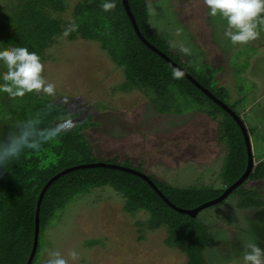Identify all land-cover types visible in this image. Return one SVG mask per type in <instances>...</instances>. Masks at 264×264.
<instances>
[{"label": "rangeland", "instance_id": "obj_1", "mask_svg": "<svg viewBox=\"0 0 264 264\" xmlns=\"http://www.w3.org/2000/svg\"><path fill=\"white\" fill-rule=\"evenodd\" d=\"M79 1L72 3L75 6ZM147 5L153 32L177 60L209 83L243 117L255 160L263 161L264 27L258 28L257 40L234 46L225 35L227 22L220 16L211 17L203 0H147ZM114 14L98 17L94 24L89 22L97 25L96 42L60 38L48 49L44 62V76L56 86L60 100L69 104L66 108L71 112L65 120L72 125L78 121L100 125L86 130L93 143L89 154L95 156H85L86 151L77 161L118 164L147 172L162 186L167 182L180 189L192 187L198 193L196 203L216 199L217 190L226 187L221 177L229 166L233 138L227 124L233 125V117L221 111L216 104L227 110L213 99L198 101L175 88L170 96L145 82L129 81L125 67L110 59L111 54L114 60L119 58V37H127L124 31L131 29L118 20L120 14ZM180 45L189 47L191 55L182 53ZM205 109L211 114L218 112L219 121ZM76 113L78 116L73 117ZM254 182L248 181L246 188ZM257 183L264 195V181ZM94 190L78 187L58 204L62 210L43 228L35 264H46L52 251H60L69 264L187 262L180 248L165 243L166 228H149L145 211L131 216L124 210L122 194L110 187ZM240 195L239 190L233 192L195 218L211 228L214 242L207 251L210 264H244L247 243L264 249V208L240 209ZM72 250L79 254L77 261L68 255Z\"/></svg>", "mask_w": 264, "mask_h": 264}, {"label": "trees", "instance_id": "obj_2", "mask_svg": "<svg viewBox=\"0 0 264 264\" xmlns=\"http://www.w3.org/2000/svg\"><path fill=\"white\" fill-rule=\"evenodd\" d=\"M104 2L105 0H80L74 6L72 0H0V50L10 47H27L29 51L36 52L44 63L47 61V52L60 38L64 37L63 32L71 22H75L78 28L68 35L67 39L96 42L94 39L98 31L97 25L93 26L89 22L92 20L93 23L98 17L101 19L107 15L112 17L114 13V15L120 14L118 20L131 29L129 33L124 31L127 37H119L121 42L119 58L114 60L115 55L109 54V56L117 65L125 67L129 81L132 79L139 83L145 82L159 93L167 91L170 96L173 95L175 88L184 96L194 97L198 101L202 98L212 101L185 74L182 79L173 78L172 70L176 67L141 40L123 0H111L115 2L116 9L110 12H105L101 8ZM129 2L145 38L171 57L217 98L224 101V98L217 95L209 83L202 81L199 75L194 74L177 60L164 41L153 32L150 27L147 0H129ZM82 20L86 23L82 24ZM117 24L119 26V23ZM100 47L106 51L101 44ZM5 71L6 67L0 61V83H3L2 74ZM59 96L57 94L49 97L35 93L16 99L10 98L7 93L0 96V143L7 141L9 134L17 130L19 123L38 113L43 118L41 127H52L65 120L71 110L66 108L69 105L66 99L60 100ZM216 106L230 116L219 105L216 104ZM204 111L215 121H219L218 112L211 114L212 112L210 113L208 109ZM77 116L78 113L73 115V117ZM92 117L94 115H90V118ZM233 120V125L227 124V129L232 134L230 138H233L232 150L229 152V166L223 169L221 177L222 183L226 186L235 183L248 166L244 135L236 120L234 118ZM92 125L100 126L98 122L78 121L71 131L44 144L40 150L26 149L18 160L8 163L6 167L0 166V264H27L34 245L38 199L46 183L67 168L95 163L92 159L88 161L89 163L83 164L77 161L82 158L81 153L85 154L86 151L88 152L85 156L91 158L95 156L93 152L89 154V149H93V143L86 131ZM221 126L222 123H220ZM148 175L176 206L194 208L200 205L194 201L198 198L194 188L180 189L167 182L166 186H162L153 175ZM251 179L255 182L246 188L245 185ZM261 181H264V160L257 163L247 180L235 189L241 193L237 201L240 209L264 208V195L257 183ZM78 187L95 189L93 193L108 187L114 189L124 196V210L127 213L136 216L145 211L148 214L147 223L150 229L166 228L168 236L165 243L169 247L180 248L187 255L185 264H210L207 251L212 241L214 242L210 226L173 208L140 176L103 167L74 170L58 178L49 187L40 211V237L36 257L43 228L61 212L62 208L58 209V204L68 198ZM225 189L226 187L218 189L216 197ZM93 201L96 202V199ZM90 243L95 242L90 241ZM35 259L32 264H35Z\"/></svg>", "mask_w": 264, "mask_h": 264}, {"label": "clouds", "instance_id": "obj_3", "mask_svg": "<svg viewBox=\"0 0 264 264\" xmlns=\"http://www.w3.org/2000/svg\"><path fill=\"white\" fill-rule=\"evenodd\" d=\"M203 3L209 8L208 14L211 17L220 16L227 22L225 35L234 46L237 44L247 45L259 38L258 28L264 27V0H203ZM101 8L105 12L114 11L116 4L111 0H105L101 4ZM77 28L75 22H71L64 30L63 36L67 37ZM176 35H180L179 30ZM171 46L176 47L175 44ZM179 50L185 55H191L189 47L180 45ZM0 61L6 67V71L2 74L3 83H0V92L7 93L12 99L23 98L29 93L44 94L49 97L56 95V86L48 82L44 76L45 65L36 52L29 51L27 47L5 48L0 50ZM172 75L174 79H182L184 72L179 68H173ZM237 114L239 115V113ZM241 118L243 119L242 116ZM42 123L43 118L38 113L17 125V130L9 134L7 141L0 143V166L6 167L8 163L18 160L26 149L40 150L44 144L56 140L62 134L71 131L73 127L67 120H62L52 127H41ZM245 125L249 131L246 123ZM228 187L226 186V189ZM245 248L244 264H264V249L256 243H247ZM68 255L72 261L79 259V254L75 250L70 251ZM49 257L46 264H69V260L60 251L50 252Z\"/></svg>", "mask_w": 264, "mask_h": 264}, {"label": "water", "instance_id": "obj_4", "mask_svg": "<svg viewBox=\"0 0 264 264\" xmlns=\"http://www.w3.org/2000/svg\"><path fill=\"white\" fill-rule=\"evenodd\" d=\"M123 4L126 8V11L133 23V26L138 34V36L141 38V40L146 43L149 47H151L153 50H155L157 53H159L163 58H165L167 61H169L172 65H174L176 68H179L180 70H182L184 72V74L198 87L200 88L207 96H209L211 99L215 100L217 103H219L220 105H222L227 112L236 120V122L238 123L239 127L242 130V133L244 135L245 138V142H246V146H247V152H248V166L245 170V172L243 173V175L235 182L233 183L231 186H229L222 195H220L219 197H217L216 199L206 202L204 204H201L200 206L196 207V208H192V209H185V208H180L178 206H176L175 204H173L164 194L163 192L159 189V187L155 184V182L145 173L137 171L133 168H128V167H124L122 165H118V164H111V163H105V162H95V163H89V164H83V165H78V166H74L71 168H67L61 172H59L58 174H56L55 176H53L44 186V188L42 189V192L39 196L38 199V204H37V212H36V232H35V238H34V245H33V250L32 253L30 255V258L27 262V264H32L34 262V259L36 257L37 251H38V247H39V237H40V211H41V206L44 200V196L47 192V190L49 189V187L52 185L53 182H55L58 178H60L61 176L72 172L74 170L80 169V168H97V167H103V168H113V169H118V170H123L126 172H130L133 173L137 176H140L141 178H143L144 180H146L163 198L164 200L169 203L173 208H175L176 210H178L181 213H185L188 214L190 216H192L193 218L197 217L198 214L204 210L207 207H210L212 205H215L217 203L222 202L224 199H226L237 187H239L240 185H242L247 178L250 176L251 172L253 171V168L256 166V161H255V156H254V151H253V145L251 142V138H250V134L249 131L243 121V119L241 118V116H239L231 107H229L225 102L221 101L219 98H217L215 96V94H213L209 89H207L206 87H204L197 79H195L192 75H190V73H188L183 67H181L178 63H176L171 57H169L167 54H165L163 51H161L158 47L154 46L151 42H149L145 36L142 34L138 22L136 20V17L132 11L131 5L129 0H123Z\"/></svg>", "mask_w": 264, "mask_h": 264}]
</instances>
